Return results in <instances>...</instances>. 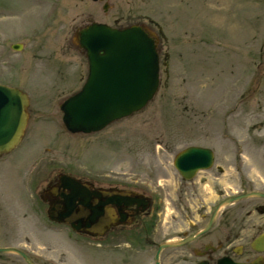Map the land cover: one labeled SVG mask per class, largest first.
<instances>
[{"label":"rangeland","instance_id":"obj_1","mask_svg":"<svg viewBox=\"0 0 264 264\" xmlns=\"http://www.w3.org/2000/svg\"><path fill=\"white\" fill-rule=\"evenodd\" d=\"M131 14L167 57L156 98L101 133L70 135L60 106L88 74L75 34ZM0 85L31 99L25 140L0 159V207L43 264H155L159 245L184 227L172 211L178 197L163 193L175 189L173 160L187 146L213 148L225 163L221 180L230 185L245 180L247 170L264 180V0H0ZM60 172L123 179L150 193L160 209L156 244H102L52 225L40 193ZM208 199L219 200L214 193ZM172 252L162 254V264L172 263Z\"/></svg>","mask_w":264,"mask_h":264},{"label":"flooded vegetation","instance_id":"obj_2","mask_svg":"<svg viewBox=\"0 0 264 264\" xmlns=\"http://www.w3.org/2000/svg\"><path fill=\"white\" fill-rule=\"evenodd\" d=\"M103 2L105 0L100 3ZM105 5L107 4L105 3ZM132 18L131 14L123 23L120 22L121 18L120 21L113 23L112 27L118 30L131 27L135 25ZM192 147L209 149L213 153L214 163L209 171H201L191 179H185L178 174L175 189L163 193V196L178 197L179 202L176 207L172 208V211L179 214L180 225H184L178 232H173L176 234L165 238L164 242L170 243L196 237L180 248L170 249V251H174L168 255V259L172 261L171 264H251L258 258H261L262 264H264V252L253 248V242L264 234V180L252 178L249 175V170L244 172V170L238 169L240 175L243 172L247 173L246 179L239 182L234 181L230 185L221 180V176L225 172V163L223 161L221 164L219 163V154L213 148L201 145L187 146L179 152ZM259 148H264V145H259ZM238 156L243 157L242 154ZM5 157H0V159ZM222 159L225 161L224 158ZM252 172L257 174L258 170L254 169ZM61 176L63 174L57 175L53 180L48 179L40 193L41 202L46 206L47 218L50 210L56 209L62 202L57 194ZM256 176L259 178V175ZM77 180L82 182L91 194L85 202L90 207L99 206V212L102 213L99 221L111 222L109 226L104 225V228L96 227V224L88 222L90 213L83 206L86 213L84 214L85 227L82 237L109 245H118L123 241L133 244H156L155 237L158 232L157 223L160 218V209L155 206L156 203L150 198V193L147 194L148 192L123 183V179L110 183L92 178ZM4 187V184L2 187L0 185V188L4 189ZM103 193H115L122 199L112 202L107 197L102 198ZM213 193L219 200L209 201L208 196ZM2 194L6 195L3 190ZM247 195L249 197L244 200L220 208L226 200ZM127 198L137 200V202L129 204L125 200ZM199 198L202 201L196 203ZM145 199H147L148 205L144 209L140 202ZM108 202L112 204L108 207H100L101 204ZM230 206L232 207L229 208ZM80 210L81 208L78 207V211ZM11 223L9 209L0 207V249L18 250L27 255L33 264H43L41 259L33 256V251L32 255L28 253L25 249L27 242L23 241L26 238H22L24 233L18 227L11 229ZM175 223L177 222L175 221ZM65 226L71 229L69 225ZM101 230L104 232L102 236L92 233ZM7 255L14 257L9 258ZM0 264L27 263L17 254L0 253Z\"/></svg>","mask_w":264,"mask_h":264},{"label":"water","instance_id":"obj_3","mask_svg":"<svg viewBox=\"0 0 264 264\" xmlns=\"http://www.w3.org/2000/svg\"><path fill=\"white\" fill-rule=\"evenodd\" d=\"M79 41L87 55L89 75L83 89L61 107L64 125L69 132H99L115 121L142 111L153 100L160 86V60L155 39L143 28L134 26L118 31L106 25L93 24L80 32ZM13 48L19 50L16 46ZM29 106V97L25 93L0 86V156L11 153L24 139L29 123ZM213 161L210 150L191 148L176 157L174 166L181 176L190 179L200 170H209ZM57 194L62 202L56 209H51L49 217L52 221L70 224L75 232L83 233L86 211L82 207L85 206L90 213L88 222L102 228L111 224L99 221L102 215L99 206L90 207L85 202L91 194L74 178L63 176ZM101 197H107L112 202L122 199L115 193H103ZM244 198L229 200L225 205ZM125 200L129 204L137 202L128 198ZM147 203L144 200L140 205L145 209ZM111 204L108 202L100 207ZM92 233L101 236L104 232ZM191 240L193 238L161 245L156 264H160V255L165 249L182 246ZM253 248L264 252V235L253 243ZM0 252L19 254L28 264H33L17 250L4 249ZM261 263L258 259L253 264Z\"/></svg>","mask_w":264,"mask_h":264}]
</instances>
